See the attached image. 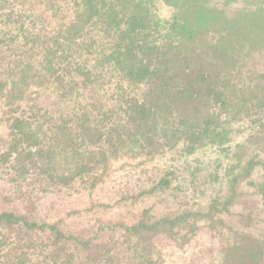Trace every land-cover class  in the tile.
<instances>
[{"label":"trees","instance_id":"1","mask_svg":"<svg viewBox=\"0 0 264 264\" xmlns=\"http://www.w3.org/2000/svg\"><path fill=\"white\" fill-rule=\"evenodd\" d=\"M0 111V264H161L156 237L201 231L219 264H264V0H0ZM116 163L157 171L120 202L172 187L174 211L104 240L37 214Z\"/></svg>","mask_w":264,"mask_h":264},{"label":"rangeland","instance_id":"2","mask_svg":"<svg viewBox=\"0 0 264 264\" xmlns=\"http://www.w3.org/2000/svg\"><path fill=\"white\" fill-rule=\"evenodd\" d=\"M162 12V13H161ZM159 14L165 15V10H161ZM44 95V94H43ZM42 96V95H41ZM45 97V95L43 96ZM2 113L0 111V118ZM4 125L0 122V132H2ZM207 149L199 155L203 160V167L208 168L218 166L222 163L220 153H216L213 149ZM219 158V160H218ZM116 163V169L108 176L107 183L100 185L96 193H90L85 197L79 198L68 203V200L59 202V204H52L56 202L55 197H49L39 207H37V214L44 219L51 218L55 221L62 220V227L71 235L87 237H95V240L107 239L113 232L108 227L114 224H127L129 220L134 219L142 209H149L151 217L155 214H167L174 211L176 204H179L175 191L170 190L163 193L154 192L146 195L144 198L131 199L127 204L119 201V196L122 192L132 191L138 194L140 190L147 189L149 182L146 176L149 173H157L156 170L151 169L153 164H140L139 167L131 164ZM137 168V169H134ZM144 170V171H142ZM146 173L145 171H148ZM212 170V168L208 169ZM3 184L0 187V208L10 209L16 206L14 201H7L9 190ZM5 188L4 190H1ZM202 188V187H201ZM197 188L198 190L201 189ZM94 194V195H93ZM90 199H89V198ZM61 198V197H60ZM205 204L206 199L203 196L199 197L198 203ZM238 209V208H237ZM210 233L201 231L195 238L186 252L175 250L164 243L163 238L158 236L154 240L161 250V264H219L214 257L212 248L216 246L213 244ZM218 244V243H217ZM213 249V250H214ZM200 251V252H199ZM158 253V251H157Z\"/></svg>","mask_w":264,"mask_h":264}]
</instances>
